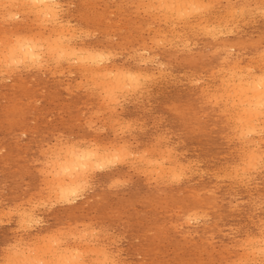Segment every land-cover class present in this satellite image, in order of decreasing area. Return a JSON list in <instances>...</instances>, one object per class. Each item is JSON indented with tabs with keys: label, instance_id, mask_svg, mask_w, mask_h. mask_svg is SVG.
<instances>
[{
	"label": "rangeland",
	"instance_id": "obj_1",
	"mask_svg": "<svg viewBox=\"0 0 264 264\" xmlns=\"http://www.w3.org/2000/svg\"><path fill=\"white\" fill-rule=\"evenodd\" d=\"M134 1H136V2H134ZM203 1L207 2V1H211V0H203ZM213 1H214V5L212 7L213 9H211V11L209 13L207 12V14L210 18H212L213 16H223L224 10H225V8H227V6H229L231 4V5L237 7L239 5V3L242 2L243 0H227V1L226 0L225 1L224 0H212V2ZM217 1H218V3H217ZM231 1L233 4L231 3ZM233 1H235V2H233ZM147 2L148 1H146V0H126V1L125 0H114V1L113 0H93V1L92 0L91 1L90 0H57V3H60V4H58V7L60 8L59 15L62 17V22L64 21L63 23L66 24V26L68 27V30H69L68 33H69V35L71 34V36H69V37L70 38L72 37L71 38L72 41L70 39V42H71V44H73L75 46L76 49H78V48H83L85 50L91 49V51H93V52L96 51L99 54H101V52H102V54H101L102 59H104V61H102L103 62L102 66H105V65H106V67L109 66L108 70H110L111 68L112 69L114 68L113 73H115V68H121L124 71H130V72L132 71V73L134 75L139 74L138 77H137V75H135L137 78L136 80H134V81L132 80V82H130L131 84L133 83L132 85L130 83H128L127 84L128 86L126 85L123 88V92H120V91H122V89L120 91L114 90V92H113V90L112 91L108 90L107 85H106L107 83H109L108 81L105 82L104 80H101L102 81L101 82L100 79L95 78V80L97 82H94V78L92 79L90 74H88V73L85 74V71L82 70V66L77 61L78 59L76 57L73 56L70 58V60H69V58L67 60H66V58H59V60H57V62L60 65L59 66L58 63L55 61L56 57H50V56L48 57L47 54H44V51H45L44 49L41 51L42 54H41V57L39 58L40 60H37V62L36 61L35 62H28L27 61L26 63L25 62L19 63L20 66H17L18 63L17 64L14 63L16 66H13L14 64H12V66L11 65L3 66L4 68L2 67V65L0 66V150H1L0 151V208L2 209V210L0 209V218H2V219H0V222H1V224H0V264H7L6 262L11 264L9 262V258L14 257L13 255L15 254L14 253L15 251H16V254L17 253L19 254V256L22 255L21 254L22 250L24 252L23 255L24 254L27 255L26 258L29 256L28 257L29 259L27 258L25 260L26 262H22L19 264H28L27 260L28 261L32 260L33 264H38V263L44 264V262H45V264H48V263L52 264L54 261L56 263H59V262L61 263V260L63 258L62 259L57 258L56 256H55L56 257L55 258L54 256L52 257V255L50 258V256H49L50 253L46 250H43L44 247H42V246L47 244L48 243L47 241L52 240V239H54L55 242L53 240V241H49V243L54 242L55 245H59V244L62 245V246L59 245L60 247L56 251L57 252L56 255H58V251H62V254H64V255L66 254L65 256H67V257L69 255L70 256L73 255L72 257H74L75 255L80 256L79 255L80 250L82 252V250H84L86 248L92 249V247H93V251L86 249V252H87V253H85L86 257H85V255L83 256V252H85V250L81 253L82 256H80V257L85 258V259L82 258L83 260L81 258L79 259V262L82 261V262H80L81 264H83V262H85L86 264H91V262H92V264H99V263L103 264L102 261L104 262V264H113V263L114 264H121V263L122 264H156V263L157 264H160V263L161 264H199V263L200 264H205V263H207V264L208 263L209 264H237L238 262H239L238 264H242V263H240L242 261L241 259H243V257L245 256V253H246L245 249L249 247L250 242L253 241L251 243H256L257 242L256 239L260 240V235L264 231V224H263L264 223V179H263L264 178V175H263L264 174V169H263L264 165L262 164V163H264V156H263V154H264V146H263L264 145V141H263L264 140V120H263L262 135L261 136L258 135L259 137L258 136L254 137L255 141H257V139L259 140V141H257L258 145H259L258 147L261 146L260 147L261 150L259 148V150L261 151L260 152V155H261L260 159L261 160L258 162V164L253 166L255 169L253 167H250V169H248V168H246V166H244V163H243L244 159H242V156H241L243 154V151L245 150L243 148V143H244V141L246 142V139L244 140V138L243 139L237 138L239 136L236 134L235 130L233 129L234 127L232 126L233 124L230 121V115L228 114L229 110L227 109V106L225 105L224 98L220 96V93L222 91V87H221L220 83H221V81L226 79V69L228 68V65L231 63L230 61H232L234 59V57L239 58L242 61V65L243 64L246 66L251 65V67H254V68L257 67L256 62L259 58V55L262 53L261 51H264V24H263L264 23V13H263L264 12V2H262L260 0H251V1L249 0L248 4L251 3L250 7L246 8L243 14H239L237 12L234 15L235 17L233 16L235 19L233 18L234 20H232V22L229 24V29H230V27H232L230 29L231 30V33H229L230 35L229 34L228 35L222 34V35H218L217 37H212L206 33L203 35L204 32L203 33L200 32V30L197 28L190 31L186 27H183L184 26V24H182L183 21L182 22L179 21L180 22L179 23V22H177V20H174L173 17H167L168 18L167 19L164 17L162 11H160V14L162 15L161 16L159 13H157L155 11H151L150 9H148L147 4H146ZM8 4L10 5V3H7V5ZM9 5L8 6H6V4H4V6L0 5V15H1L0 16V36H2V35H5V36L6 35L7 36H9V35H11V36H13V35H29V34L33 35L39 31L44 32V30L46 33L48 32L49 25H47V26L45 25L46 27L43 25L44 27L41 26V27H43V28H41L40 26H38L39 22L38 21L36 22L37 19L34 18L30 13H26V11L24 12V10H22L21 8L18 9L19 7H11L10 8ZM133 5H134V7H133ZM257 5H258V7H257ZM94 7H96V8H94ZM137 7H139V9ZM142 7H144L145 9ZM256 7L259 9L260 13H257L259 11ZM11 9H13V10L11 11ZM16 9H18V10H16ZM146 9L149 10L150 14ZM218 9L219 10L221 9V10L217 11ZM142 10H144L145 14L143 13ZM145 10L147 12H145ZM138 11H139V13H138ZM5 13L6 14L9 13V14L6 15ZM72 14H73V16H72ZM244 14H246V15H244ZM9 15H10V17H9ZM243 15L246 17H245V19L242 20L241 16H243ZM15 16H16V18H15ZM244 16H243V18H244ZM7 17L9 18V20L6 19ZM250 17H252V18H250ZM109 18H111V19H109ZM3 19H5V20H3ZM70 20H74V21H70ZM156 20H158V21H156ZM2 21L3 22L6 21V22L3 23ZM14 21H16V22H14ZM165 21L167 22V25H166ZM240 21H242V22H240ZM32 22H34V23H32ZM170 23H171V25H170ZM173 23L175 24L174 26H173ZM81 25H82V27H81ZM178 26H180V28ZM148 27L149 28L152 27V28L149 29ZM124 29H126V30H124ZM70 30H71V32L72 31L73 32L71 33ZM85 31H87V32L85 33ZM176 31H178V32H176ZM157 32H158V35H157ZM164 32H167V33H164ZM175 32L177 34H175ZM99 33H100V35H98ZM163 33L166 35H163ZM159 34L161 37L159 36ZM76 35H77V37H76ZM74 37H76V38H74ZM77 38L80 41H78ZM152 39L156 43H153V41H150ZM169 39H170V41H169ZM181 39H182V41H181ZM163 40L167 41L168 44H167V42L163 43ZM198 40H200V41H198ZM188 41H189V46H188V44H186V43H188ZM182 42H183V44H182ZM194 42H196V43H194ZM222 42L226 43V44L228 43L227 45L233 44V47L230 50V55H229V58L227 61L229 64L227 62L223 61V60L226 61V58H225L223 51L219 47ZM159 44H160V46H158ZM174 44H177V45L175 46ZM98 45H99V47H98ZM117 46H118V49H117ZM157 46H158V48H157ZM234 46H236V47H234ZM257 47H259V48H257ZM237 48H239V49H237ZM110 52H111V54H110ZM258 52H259V54H258ZM103 53L104 54L109 53L107 55L108 56L112 55V56H109V57L106 55L103 56L104 55ZM237 53H239V54H237ZM113 54H115V55H113ZM210 54H212V56ZM246 54H247V56H246ZM253 54H255V55H253ZM116 56H118V57H116ZM254 56H256V57H254ZM257 56H258V58H257ZM105 57H108V59ZM42 58L44 61L42 60ZM72 58H73V60H72ZM109 58H110V60H109ZM153 59L155 60V62ZM247 59H248V61H247ZM187 60H188V62H187ZM210 60H212V61H210ZM134 61L138 62V63H135ZM41 62H42V65H40ZM45 62L47 65L44 64ZM54 62L57 64H55ZM69 62H72V63H69ZM75 62L78 65H76ZM147 62H149V63H147ZM34 63H35V65H34ZM50 63H52V64H50ZM21 64H22V66H21ZM26 64H28V65H26ZM142 64H143V66H142ZM116 65H118L120 67H118ZM42 66L44 67V69L46 71L43 69ZM225 67H226V69H225ZM126 68H127V70H125ZM219 68H220V70H219ZM1 69H2V71H1ZM7 69L10 71H8ZM14 69H16V70L14 71ZM40 69H41V71H40ZM59 69L63 73H61ZM215 69L218 71L216 72ZM57 71H58V73H57ZM78 71L79 72L82 71L83 73L79 74ZM4 72L5 73L7 72L10 75H8L7 73L5 74ZM134 72H136V73H134ZM200 72H201V74H200ZM223 72H224V74H223ZM211 73H212V76H211ZM219 73H221V75ZM69 74H73V75H69ZM194 74H196V75H194ZM140 75H142V76L139 79ZM174 75H175V77H174ZM69 76H70V78H69ZM147 76L149 77V79H146ZM157 76H159V77L157 78ZM213 76H215V77H213ZM134 77H133V79H134ZM192 78H193V81H192ZM209 78H211V79H209ZM89 79H90V81H89ZM137 80L140 81V85L138 84ZM157 81H159V82L157 83ZM163 81H165V82H163ZM198 81L200 83H198ZM201 81L203 83H201ZM134 82L137 83L139 88L137 87L136 83H134ZM141 83L142 84L144 83L146 85H142ZM154 83L156 84V86L154 85ZM217 83H218V85H217ZM103 84H104L105 88L103 87ZM79 86L81 88H79ZM91 86H92L91 91L93 93L90 91ZM129 86L131 88H129ZM218 86H219V88H218ZM134 87H137V89L135 88L136 89L135 90ZM140 87L141 88L143 87V89H141ZM65 89H66V91H65ZM67 89H68V91H67ZM69 89H70V91H69ZM103 89H105V90H103ZM96 90H98V91H96ZM128 90H129V93H128ZM201 90H203V91H201ZM94 91L96 93H94ZM104 91H106V92H104ZM115 93H116V95H115ZM121 93H122V95H121ZM132 93H134V94H132ZM105 94H107V95L104 96ZM108 95L109 96L112 95V96H114V98L112 96H111L112 98L111 97L109 98ZM136 97H137V99H136ZM104 98H105V100L103 101ZM125 98L127 99L128 102L126 101ZM141 99H142V101H140ZM110 100L111 101L114 100L115 101L114 104L112 103L113 101L110 102ZM118 100H120V102L119 103L117 102L118 104H115L116 101H118ZM144 101H145V103H144ZM109 102H110V105H109ZM133 104H135V105H133ZM120 105L123 109H121ZM108 106H109V108H108ZM144 108H145V110H144ZM97 109H99V110H97ZM133 109H134V111H133ZM122 110L125 112H123ZM84 111H86L87 113ZM95 111H96V113H95ZM94 114H96V116ZM93 115H94V117H93ZM102 116H103V118H102ZM110 116H111V118H110ZM121 116H123V118H121ZM198 116H200V117H198ZM95 117H97V118H95ZM92 118H93V120H92ZM225 118H226V120H225ZM118 120H120V121H118ZM131 120H133L132 123H131ZM139 120H140V122H139ZM160 120H162V121H160ZM84 121H85V123H84ZM147 121H148V123H147ZM120 122H122V124ZM90 125H92L93 127ZM127 125H130V127L132 126V128H130ZM104 126H106L107 128ZM122 128H124V129H122ZM126 128H128L129 131H131V132H129ZM146 128L148 129V131ZM104 129H105V131H104ZM121 129H122V132H121ZM154 129H155V131H154ZM93 130H95V131H93ZM106 131H107V134H106ZM142 131H145V132H142ZM94 132H99V133H94ZM133 132H135V133L132 134ZM158 135H159V137H158ZM154 136H156V137L154 138ZM163 138H164V140H163ZM166 138H168V139H166ZM159 139H161V140H159ZM227 139H229V140H227ZM232 139H233V141H232ZM71 140L73 141V143ZM86 140H88V141H86ZM239 140H240V142H239ZM142 141H144V143ZM64 142H66V143H64ZM83 142H85V145ZM110 142H111V144H110ZM160 143H161V145H159ZM72 144L74 146L76 145L75 147L89 148V149L100 148L101 146H102L101 148H104L107 146H115V147L118 146V147H120V145H121L122 148H123V146L125 147V148H123V151L126 150L122 154V155H124L123 157L127 156V154H125L127 152H128V156H127V158L126 157L123 158L122 156H119L121 159L116 158L115 160H117L118 163H116L115 160L114 161L112 160V163L113 164L115 163L116 165L114 164V166H113L112 163H111L112 165L108 163L107 165L109 166V169H108V166L105 165L102 168L103 171L100 169L101 172H99L100 170L96 171V169H94L95 171L93 169L87 170V172H86L87 179L89 178L91 180L86 179V181H84V183L81 184L80 188L77 190L80 192L79 193L76 192L75 196H73V200L74 199L76 200L78 198L76 201L74 200L72 202L70 201L67 203V201H64L63 199H62L63 200V202H62L60 197L56 196V194L58 195V192L52 184L53 181H51L55 178V176H52V175H54V174H52V173H54V171H52L51 169L55 168V167H53L52 162L54 164V161L57 158L56 156H58L59 153L63 149H65L68 145L72 146ZM127 144H128V146H126ZM137 145H139V146H137ZM49 146L51 148H47ZM167 147H168V150L165 149ZM129 148H130V151H128ZM174 148H177V149H174ZM169 149H171L175 153H173ZM166 150L168 151V153ZM46 152H48L47 155H46ZM54 152H56L55 153L56 155H54ZM150 152H151V154H150ZM136 154L139 155V158L140 157H142V158L139 159L138 155H136ZM144 154H145V156H144ZM153 154H154V156H153ZM159 154H160V156L162 154H164L162 156H165V154H166V156L162 158V156L160 157ZM45 155H46V157H45ZM135 157H136V160H135ZM179 157H181V158L179 159ZM237 157H239V158H237ZM155 158H156V160H154ZM164 158H166V159H164ZM118 159H120V160L124 159V161L120 162V160H118ZM132 159H133V161H132ZM143 159L145 162L142 161ZM137 160L139 161L138 163H137ZM140 160H141V162H140ZM162 160H163V162H162ZM156 161L159 164L161 163V165H159L158 163L157 164L153 163ZM164 161H166V162H164ZM46 162H49V163H46ZM119 162L121 163V165L119 164ZM126 162H127V164H126ZM148 162L152 163L153 166L151 164H149ZM190 162H191V164H190ZM233 162L234 163L236 162V163L234 164ZM38 163H40V164H38ZM193 163H194V165H193ZM259 163H261V164H259ZM181 164L183 166H180L181 168H179V165H181ZM156 165L159 167L160 166H162V167L164 166V167H163V169H162V167L160 169ZM229 165H231V166H229ZM259 165L261 167H258ZM49 166H51V167H49ZM167 166H170V167L174 166L176 168L174 169V167H171V169H170ZM186 166H188V168H186ZM256 166L259 169L257 168V170H256ZM184 167H185V169H184ZM234 167H236V168H234ZM239 167H243L242 168L243 171L241 168L239 170ZM40 168H41V170H40ZM43 168H44V170H43ZM178 168H179V170H178ZM199 168H200V170H199ZM145 169L147 170V172ZM156 169L159 171L157 172ZM252 169H253V171H250ZM48 170H50V171H48ZM91 170H92V173H91ZM162 170H165V172ZM166 170H170V171L168 172ZM172 170H174L175 175H173ZM220 170L222 172H220ZM236 170L238 173L236 172ZM88 171H90V172H88ZM226 171L229 173H227ZM47 172H51L52 175L50 176V173H47ZM145 172L147 173L146 174L147 177L144 175ZM148 172H149V174H148ZM159 172L162 175V176L159 175L160 177L158 176ZM151 173L153 174V176H151ZM178 173H179L180 181L177 177L178 175H176ZM214 173H216V174H214ZM138 174H140V175H138ZM242 175H243V177H242ZM245 175H246V178H244ZM90 176H91V178H90ZM167 176L169 179L166 178ZM173 176H175V177L173 178ZM161 177H163L164 179ZM176 177H177V180H176ZM221 177L224 178L225 180L222 179ZM229 177H232V180ZM148 178H150V179H148ZM165 178L167 179L166 181H165ZM124 179H126V180H124ZM192 179L194 182L192 181ZM234 179H236V180H234ZM240 179H242L244 181H242ZM127 181H128V183H127ZM161 181L163 182L164 185L162 184ZM171 181L173 182V184ZM246 181H248L249 183ZM257 181H259V182L256 183ZM85 182L87 185L82 186L83 184L85 185ZM119 182L120 183L122 182V183L119 184ZM174 182H176V183H174ZM89 183L91 184V186ZM166 184H167V186H166ZM197 184H198V186H197ZM230 184H232V185H230ZM48 186H50V187H48ZM165 187L167 189H165ZM188 187H190V189ZM219 187H220V191H219ZM40 188H42L43 191ZM88 188H89V190H88ZM208 188H210L211 190ZM226 188H227V190H225ZM110 189H112V190H110ZM228 189H229V192H228ZM3 190H4V192H3ZM167 190H169V191H167ZM194 190H196V192ZM247 191H248V193H247ZM186 192L188 195L186 194ZM223 192H224V194H223ZM43 193H44V195H43ZM172 195H173V197H172ZM225 195H227V197ZM31 196H32V198H31ZM82 196H83V198H82ZM74 197H76V198H74ZM48 199H50V200H48ZM55 199H57V200L60 199V200L57 201ZM162 200H163V202H162ZM222 200H223V202H222ZM41 201H43L44 203H42ZM56 201H57V203H56ZM256 201H257V203H256ZM20 202H21V204H18ZM45 203H47V204H45ZM52 203H54V205ZM69 203H70V205H69ZM71 203H72V205H71ZM34 205H37V207H35ZM40 206L43 208H41ZM240 206H242V207H240ZM25 207H27V209ZM202 207L204 209H202ZM13 209H14L15 214L13 213ZM240 210H241V212H240ZM22 211H23V213H21ZM28 211H30V213ZM44 211H45V213H44ZM49 211H51V212H49ZM220 211H221V213H220ZM19 212H20V214H19ZM25 212H26V216L24 217ZM36 213H38V214H36ZM190 213L192 216L190 215ZM242 213H243V215H242ZM117 214H119V215H117ZM194 214H195V216H194ZM201 214L203 216H201ZM27 215H30V216H27ZM40 216H41V218H40ZM10 217L12 218L13 223H12ZM188 217H189V219H188ZM191 217H192V219H190ZM227 217H229V218H227ZM22 219H24L25 221L23 222ZM186 219H187V221L185 222ZM249 219H250V221H249ZM38 220H39V222H37ZM198 220H199V222H198ZM254 220H256V221H254ZM33 221H35V222L33 223ZM235 221L236 222L238 221V222L236 223ZM176 222H177V224H176ZM187 222L191 226H189V224ZM86 223H88V225ZM31 224L34 226H32ZM76 224H78V226ZM97 224H98V226H96ZM223 225H224V228H223ZM70 226H72V227H70ZM74 226L76 228H74ZM89 226H90V229H89ZM161 226H163V227H161ZM164 226L167 228H165ZM229 226H231V227H229ZM27 227H30V228H27ZM106 227H107V229H106ZM157 227H158V229H157ZM22 228H23V230H22ZM204 228H205V230H204ZM58 229L59 230L61 229L60 231H62L63 233L61 234V232ZM64 229L65 230L67 229V230L65 231ZM100 229H101V231H100ZM16 230H17V232H16ZM75 230H76V232H74ZM90 230H92V231H90ZM94 230H96V231H94ZM97 230H99V231H97ZM194 230H195V232H194ZM80 231H82V232H80ZM102 231L104 232V234L101 235ZM185 231H188V232H185ZM225 231H226V233H225ZM58 232H60V233L58 234ZM92 232H95L96 234L95 233L93 234ZM106 232H107V234L105 235ZM17 233H18V235H17ZM73 233H75L76 235ZM88 233L90 236L88 235ZM98 233H99V235H98ZM46 234H47V236H46ZM54 234L55 235L57 234L56 235L57 238ZM83 234L84 235L86 234V236H85L86 238L84 237V239H83V237H80L81 235L84 236ZM164 234H166V235H164ZM186 234H187V236H186ZM72 235H73V237H72ZM78 235H80V236H78ZM253 235L254 236L256 235V236L254 237ZM52 236L53 237L55 236V237L52 238ZM93 236H94V238H93ZM46 237L49 240L44 239ZM66 237H68V238H66ZM97 237H98V239H97ZM80 238H81V240H80ZM114 238H116V239H114ZM14 239L16 242L14 241ZM39 240H40V242H39ZM244 240H245V242H244ZM43 241L45 242L44 245H43V243H44ZM60 241H62V243H59ZM90 241L92 242L93 245L91 244ZM31 242L34 244H30ZM95 242L97 245L94 244ZM246 242H248V243H246ZM114 243H116V244H114ZM163 243H165V244L163 245ZM240 243L242 246L240 245ZM108 244H111V245H108ZM236 245L238 246V248ZM14 246H15V248H14ZM29 246H30V248H29ZM96 246H97L98 251L96 250ZM12 247H13V249H12ZM17 247H19V250L17 249ZM26 247H28V248H26ZM36 247L39 248L38 252L36 251L37 250ZM65 247H66V249H64ZM83 247H84V249H83ZM100 247L104 248L107 252L106 251L103 252L104 249H101ZM241 247L242 248L245 247V248L242 249ZM32 248H34V250H32ZM40 248H41V250H40ZM207 248H208V250H207ZM122 249L125 250V252ZM27 250H29V253H27L28 252ZM65 250H67V251H65ZM68 250H69V252H68ZM222 250L224 253L222 252ZM20 251H21V253H20ZM32 251H35V252L32 253ZM43 251H45L46 253H44ZM70 251H71V254H70ZM73 251L76 253H74ZM77 251L79 253H77ZM92 252H94V254ZM47 253H48V256H47ZM90 253H92L93 256ZM101 253H102V255H101ZM30 254H32V256ZM36 254H38V256ZM41 254H43V255H41ZM45 254H46V257L44 256ZM108 254H110V255H108ZM228 254H230V256L232 258L229 257ZM39 255L42 257H39ZM64 255H61L60 257H65ZM221 255H223V258ZM77 256H75V257L79 258ZM97 256L99 259H97ZM36 257H38V258H36ZM217 257L218 258L220 257V258L218 259ZM30 258H31V260H30ZM32 258L39 259V260L35 261ZM41 258H44L45 260L41 259ZM102 258L106 259V260L104 261V260H102ZM111 258H113V259H111ZM249 258H251V257H249ZM57 259H59V261ZM244 259H245V257H244ZM49 260H51V261H49ZM124 260H126V261H124ZM95 261H96V263H95ZM210 261H212V262H210ZM30 263L32 264V262H30ZM246 264H249V263H246ZM250 264H252V263H250Z\"/></svg>",
	"mask_w": 264,
	"mask_h": 264
},
{
	"label": "bare ground",
	"instance_id": "obj_2",
	"mask_svg": "<svg viewBox=\"0 0 264 264\" xmlns=\"http://www.w3.org/2000/svg\"><path fill=\"white\" fill-rule=\"evenodd\" d=\"M91 1V0H90ZM93 1V0H92ZM114 1V0H113ZM126 1V0H125ZM146 1H148L146 4H147V7H148V9H150L151 11H155V12H157V13H159L160 14V11H162V13H163V15H164V17L165 18H167V17H173L174 18V20H177V22H179V21H183V23L182 24H184V26L183 27H186L187 29H189L190 31L191 30H193V29H195V28H197V29H199L200 30V32H204L203 33V35L206 33V34H208V35H210V36H212V37H217L218 35H222V34H226V35H228L229 33H231V28L232 27H230V29H229V24L232 22V20H234L235 18V14L238 12L239 14H243L244 13V11H245V9L246 8H248V7H250V4H248L249 3V0H243L242 2H240L239 3V5L236 7V6H233V5H229V6H227V8H225V10H224V15L223 16H213L212 18H210L209 16H208V14H207V12L209 13L210 11H211V9H213L212 7H213V5H214V1L212 2V0L211 1H207V2H205V1H203V0H146ZM225 1V0H224ZM227 1V0H226ZM251 1V0H250ZM260 1H262V2H264V0H260ZM65 2V1H64ZM101 2V1H100ZM122 2V1H121ZM134 2H136V1H134ZM233 2H235V1H233ZM259 2V1H258ZM7 3H10V5H9V7L11 8V7H19L18 9H22V10H24V12L26 11V13H30L34 18H36L37 20H36V22L38 21L39 23V25L38 26H47V25H49V27H48V32L46 33L45 32V30H44V32H41V31H39V32H36V34H33V35H31V34H29V35H13V36H11V35H9V36H5V35H2V36H0V66L2 65V67L3 66H9V65H11L12 66V64H14V63H18L17 64V66H20L19 65V63H23V62H37V60H40L39 58L41 57V54H42V50L44 49L45 51H44V54H47L48 55V57L50 56V57H56L55 58V61L57 62V60H59V58H66V60L69 58V60H70V58L71 57H76L78 60V62L80 63V65L82 66V70H84L85 71V74H90L91 75V77H92V79L94 78V82H97L96 80H95V78L97 79H100V81L101 80H104L105 82L106 81H108L109 83H107L106 85H107V89L108 90H110V91H112L113 90V92H114V90H121L122 89V91H120V92H123V88L128 84V83H130V82H132V80L134 81V80H136L137 78H136V76L135 75H137V74H133L132 73V71L130 72V71H124L123 69H121V68H115V73H113V70H114V68L112 69H110V70H108V67H106V65L105 66H102V61H104V59H102V52H101V54H99V53H97L96 51L95 52H93V51H91V49L90 50H85V49H83V48H78V49H76L75 48V46L73 45V44H71V42H70V39L72 38H70L69 36H71V34L69 35V30H68V27L66 26V24H64L63 22H62V17L59 15V10H60V8L58 7V4H60V3H57V0H0V5L1 6H4V4H6V6H8L7 5ZM105 3V2H104ZM108 3V2H107ZM120 3V2H119ZM123 3V2H122ZM128 3V2H127ZM217 3H218V1H217ZM227 3V2H226ZM231 3H232V1H231ZM237 3V2H236ZM257 3V2H256ZM67 4V3H66ZM138 4V3H137ZM141 4V3H140ZM139 4V5H140ZM233 4V3H232ZM74 5V4H73ZM116 5V4H115ZM119 5V4H118ZM129 6V5H128ZM144 6V5H143ZM262 6V5H261ZM92 7V6H91ZM133 7H134V5H133ZM132 7V8H133ZM145 7V6H144ZM144 7H142V8H144ZM220 7V6H219ZM257 7H258V5H257ZM256 7V8H257ZM2 8V7H1ZM59 8V9H58ZM94 8H96V7H94ZM138 9H139V7H137ZM255 8V7H254ZM14 9V8H13ZM13 9H11V11L13 10ZM18 9H16V10H18ZM71 9V8H70ZM126 9V8H125ZM145 9V8H144ZM148 9H146L148 12H149V10ZM251 9V8H250ZM258 9V8H257ZM261 9V8H260ZM263 9V8H262ZM10 10V9H9ZM73 10V9H72ZM120 10V9H119ZM145 10V12H147ZM221 10V9H220ZM219 9L217 10V11H220ZM4 11V10H3ZM7 11V10H6ZM137 11V10H136ZM143 11V13H144V10H142ZM258 11H259V9H258ZM17 12V11H16ZM64 12V11H63ZM134 12V11H133ZM213 12V11H212ZM263 12V11H262ZM12 13V12H11ZM19 13V12H18ZM23 13V12H22ZM67 13V12H66ZM125 13V12H124ZM127 13V12H126ZM138 13H139V11H138ZM152 13V12H151ZM253 13V12H252ZM257 13H260V11L259 12H257ZM264 13V12H263ZM6 14V13H5ZM9 14V13H8ZM8 14H6V15H8ZM61 14V13H60ZM68 14V13H67ZM78 14V13H77ZM132 14V13H131ZM145 14V13H144ZM147 14V13H146ZM149 14H150V12H149ZM158 14V15H159ZM212 14V13H211ZM221 14V13H220ZM249 14V13H248ZM251 14V13H250ZM14 15V14H13ZM12 15V16H13ZM21 15V14H20ZM69 15V14H68ZM104 15V14H103ZM115 15V14H114ZM161 15V14H160ZM219 15V14H218ZM244 15H246V14H244ZM243 15V16H244ZM256 15V14H255ZM263 15V14H262ZM1 16V15H0ZM27 16V15H26ZM72 16H73V14H72ZM121 16V15H120ZM155 16V15H154ZM162 16V15H161ZM234 16V17H233ZM239 16V15H238ZM243 16H241L242 17V20L243 19H245V17L246 16H244V18H243ZM250 16V15H249ZM260 16V15H259ZM6 17V16H5ZM9 17H10V15H9ZM20 17V16H19ZM28 17V16H27ZM78 17V16H77ZM258 17V16H257ZM4 18V17H3ZM15 18H16V16H15ZM72 18V17H71ZM108 18V17H107ZM115 18V17H114ZM147 18V17H146ZM234 18V19H233ZM250 18H252V17H250ZM6 19H8L9 20V18L7 17ZM21 19V18H20ZM19 19V20H20ZM70 19V18H69ZM95 19V18H94ZM109 19H111V18H109ZM123 19V18H122ZM158 19V18H157ZM168 19V18H167ZM237 19V18H236ZM3 20H5V19H3ZM12 20V19H11ZM18 20V19H17ZM121 20V19H120ZM153 20V19H152ZM241 20V19H240ZM253 20V19H252ZM23 21V20H22ZM34 21V20H33ZM67 21V20H66ZM70 21H74V20H70ZM94 21V20H93ZM156 21H158V20H156ZM155 21V22H156ZM167 21V20H166ZM165 21V22H166ZM169 21V20H168ZM239 21V20H238ZM3 22V21H2ZM6 22V21H5ZM5 22H3V23H5ZM14 22H16V21H14ZM116 22V21H115ZM139 22V21H138ZM170 22V21H169ZM240 22H242V21H240ZM32 23H34V22H32ZM66 23V22H65ZM84 23V22H83ZM87 23V22H86ZM123 23V22H122ZM175 23V22H174ZM173 23V26L175 25ZM180 23V22H179ZM234 23V22H233ZM232 23V24H233ZM236 23V22H235ZM245 23V22H244ZM69 24V23H68ZM160 24V23H159ZM264 24V23H263ZM36 25V26H37ZM71 25V24H70ZM73 25V24H72ZM77 25V24H76ZM166 25H167V22H166ZM170 25H171V23H170ZM187 25V26H186ZM236 25V24H235ZM250 25V24H249ZM43 26V27H44ZM45 26V27H46ZM114 26V25H113ZM126 26V25H125ZM134 26V25H133ZM159 26V25H158ZM257 26V25H256ZM43 27H41V28H43ZM80 27V26H79ZM81 27H82V25H81ZM108 27V26H107ZM141 27V26H140ZM153 27V26H152ZM152 27H150V28H152ZM164 27V26H163ZM171 27V26H170ZM179 28H180V26H178ZM37 28V27H36ZM76 28V27H75ZM102 28V27H101ZM100 28V29H101ZM132 28V27H131ZM138 28V27H137ZM149 28V27H148ZM149 28V29H150ZM156 28V27H155ZM158 28V27H157ZM172 28V27H171ZM73 29V28H72ZM77 29V28H76ZM99 29V30H100ZM105 29V28H104ZM110 29V28H109ZM166 29V28H165ZM174 29V28H173ZM235 29V28H234ZM243 29V28H242ZM258 29V28H257ZM41 30V29H40ZM95 30V29H94ZM98 30V29H97ZM111 30V29H110ZM124 30H126V29H124ZM139 30V29H138ZM143 30V29H142ZM180 30V29H179ZM19 31V30H18ZM76 31V30H75ZM74 31V32H75ZM104 31V30H103ZM109 31V30H108ZM120 31V30H119ZM150 31V30H149ZM175 31V30H174ZM189 31V32H190ZM261 31V30H260ZM70 32H71V30H70ZM73 32V31H72ZM71 32V33H72ZM77 32V31H76ZM87 31H85V33H86ZM132 32V31H131ZM162 32V31H161ZM176 32H178V31H176ZM175 32V34H177ZM193 32V31H192ZM199 32V33H200ZM240 32V31H239ZM249 32V31H248ZM82 33V32H81ZM97 33V32H96ZM117 33V32H116ZM123 33V32H122ZM164 33H167V32H164ZM163 33V35H166V34H164ZM244 33V32H243ZM88 34V33H87ZM102 34V33H101ZM161 34V33H160ZM160 34H159V36H160ZM174 34V35H175ZM180 34V33H179ZM242 34V33H241ZM31 35V36H30ZM83 35V34H82ZM96 35V34H95ZM98 35H100V33L98 34ZM97 35V36H98ZM112 35V34H111ZM157 35H158V32H157ZM170 35V34H169ZM185 35V34H184ZM207 35V36H208ZM230 35V34H229ZM75 36V35H74ZM104 36V35H103ZM116 36V35H115ZM186 36V35H185ZM206 36V37H207ZM236 36V35H235ZM76 37H77V35H76ZM76 37H74V38H76ZM117 37V36H116ZM119 37V36H118ZM152 37V36H151ZM161 37V36H160ZM184 37V36H183ZM228 37V36H227ZM232 37V36H231ZM249 37V36H248ZM73 38V39H74ZM83 38V37H82ZM81 38V39H82ZM92 38V37H91ZM125 38V37H124ZM153 38V37H152ZM163 38V37H162ZM168 38V37H167ZM182 38V37H181ZM191 38V37H190ZM205 38V37H204ZM222 38V37H221ZM243 38V37H242ZM78 39V38H77ZM88 39V38H87ZM106 39V38H105ZM160 39V38H159ZM158 39V40H159ZM166 39V38H165ZM257 39V38H256ZM261 39V38H260ZM99 40V39H98ZM110 40V39H109ZM123 40V39H122ZM161 40V39H160ZM217 40V39H216ZM259 40V39H258ZM71 41H72V39H71ZM78 41H80L79 39H78ZM86 41V40H85ZM91 41V40H90ZM120 41V40H119ZM150 41H153V39L152 40H150ZM169 41H170V39H169ZM173 41V40H172ZM177 41V40H176ZM179 41V40H178ZM181 41H182V39H181ZM186 41V40H185ZM184 41V42H185ZM194 41V40H193ZM198 41H200V40H198ZM241 41V40H240ZM107 42V41H106ZM117 42V41H116ZM129 42V41H128ZM146 42V41H145ZM164 42H167V41H164L163 40V43ZM187 42V41H186ZM202 42V41H201ZM218 42V41H217ZM232 42V41H231ZM236 42V41H235ZM258 42V41H257ZM76 43V42H75ZM112 43V42H111ZM119 43V42H118ZM153 43H156V42H154L153 41ZM158 43V42H157ZM194 43H196V42H194ZM199 43V42H198ZM214 43V42H213ZM216 43V42H215ZM252 43V42H251ZM83 44V43H82ZM101 44V43H100ZM104 44V43H103ZM115 44V43H114ZM121 44V43H120ZM161 44V43H160ZM160 44L158 45V46H160ZM167 44H168V42H167ZM171 44V43H170ZM182 44H183V42H182ZM186 44H188V46H189V41H188V43H186ZM208 44V43H207ZM228 44V43H227ZM226 43H221L220 44V48H221V50L223 51V53H224V55H225V58H226V61L225 60H223L224 62H227L228 61V58H229V55H230V50L232 49V47H233V44H229V45H227ZM258 44V43H257ZM154 45V44H153ZM165 45V44H164ZM175 46L177 45V44H174ZM185 45V44H184ZM195 45V44H194ZM237 45V44H236ZM243 45V44H242ZM262 45V44H261ZM84 46V45H83ZM95 46V45H94ZM155 46V45H154ZM158 46H157V48H158ZM162 46V45H161ZM193 46V45H192ZM199 46V45H198ZM89 47V46H88ZM97 47V46H96ZM98 47H99V45H98ZM97 47V48H98ZM122 47V46H121ZM141 47V46H140ZM167 47V46H166ZM171 47V46H170ZM184 47V46H183ZM234 47H236V46H234ZM86 48V47H85ZM108 48V47H107ZM139 48V47H138ZM169 48V47H168ZM188 48V47H187ZM206 48V47H205ZM253 48V47H252ZM257 48H259V47H257ZM117 49H118V46H117ZM144 49V48H143ZM163 49V48H162ZM197 49V48H196ZM237 49H239V48H237ZM109 50V49H108ZM147 50V49H146ZM161 50V49H160ZM166 50V49H165ZM164 50V51H165ZM178 50V49H177ZM189 50V49H188ZM242 50V49H241ZM101 51V50H100ZM107 51V50H106ZM110 51V50H109ZM175 51V50H174ZM194 51V50H193ZM240 51V50H239ZM120 52V51H119ZM136 52V51H135ZM145 52V51H144ZM148 52V51H147ZM155 52V51H154ZM167 52V51H166ZM177 52V51H176ZM181 52V51H180ZM183 52V51H182ZM191 52V51H190ZM238 52V51H237ZM262 53L259 55V58H258V56H257V58H258V60H257V67L256 68H254V67H251V65H248V66H246V65H242V61L239 59V58H235L233 55V57H234V59L232 60V61H230L231 63L229 64L228 62V68L226 69V67H225V69H226V79L225 80H223V81H221V83H220V85H221V87H222V91H221V93H220V96L221 97H223L224 98V101H225V105L227 106V109L229 110V115H230V121L232 122V126L234 127L233 129L235 130V132H236V134L239 136V137H237L238 139L240 138H244V140L246 139V142L244 141V143H243V148L245 149L244 151H243V154L241 155L242 156V159H244L243 160V163H244V166H246V168H248V169H250V167H253L254 165H256V164H258V162L261 160L260 158H261V155H260V150H261V146L260 147H258L259 145H258V142L257 141H259L258 139H257V141H255L254 140V137H256V136H258V135H262V131H263V120H264V51H261ZM117 53V52H116ZM175 53V52H174ZM43 54V55H44ZM104 54V53H103ZM107 54H109V53H107ZM107 54H104L103 56H108ZM110 54H111V52H110ZM119 54V53H118ZM122 54V53H121ZM124 54V53H123ZM131 54V53H130ZM150 54V53H149ZM183 54V53H182ZM213 54V53H212ZM212 54H210L211 56H212ZM215 54V53H214ZM237 54H239V53H237ZM248 54V53H247ZM247 54H246V56H247ZM258 54H259V52H258ZM113 55H115V54H113ZM137 55V54H136ZM143 55V54H142ZM145 55V54H144ZM158 55V54H157ZM190 55V54H189ZM198 55V54H197ZM205 55V54H204ZM207 55V54H206ZM219 55V54H218ZM223 55V54H222ZM251 55V54H250ZM253 55H255V54H253ZM46 56V55H45ZM44 56V57H45ZM109 56H112V55H109ZM108 56V57H109ZM241 56V55H240ZM108 57H105V58H107L108 59ZM115 57V56H114ZM116 57H118V56H116ZM130 57V56H129ZM141 57V56H140ZM149 57V56H148ZM158 57V56H157ZM215 57V56H214ZM239 57V56H238ZM254 57H256V56H254ZM154 58V57H153ZM162 58V57H161ZM190 58V57H189ZM211 58V57H210ZM246 58V57H245ZM244 58V59H245ZM53 59V58H52ZM112 59V58H111ZM117 59V58H116ZM121 59V58H120ZM143 59V58H142ZM150 59V58H149ZM155 59V58H154ZM153 59V60H154ZM172 59V58H171ZM201 59V58H200ZM249 59V58H248ZM248 59H247V61H248ZM42 60H43V58H42ZM46 60V59H45ZM54 60V59H53ZM63 60V59H62ZM72 60H73V58H72ZM106 60V59H105ZM109 60H110V58H109ZM118 60V59H117ZM126 60V59H125ZM146 60V59H145ZM144 60V61H145ZM167 60V59H166ZM44 61V60H43ZM51 61V60H50ZM112 61V60H111ZM119 61V60H118ZM124 61V60H123ZM142 61V60H141ZM157 61V60H156ZM161 61V60H160ZM210 61H212V60H210ZM246 61V60H245ZM49 62V61H48ZM47 62V63H48ZM62 62V61H61ZM64 62V61H63ZM74 62V61H73ZM108 62V61H107ZM135 62V61H134ZM154 62H155V60H154ZM159 62V61H158ZM187 62H188V60H187ZM202 62V61H201ZM200 62V63H201ZM55 63V62H54ZM58 63V62H57ZM57 63H55V64H57ZM69 63H72V62H69ZM123 63V62H122ZM135 63H138V62H135ZM134 63V64H135ZM144 63V62H143ZM146 63V62H145ZM147 63H149V62H147ZM151 63V62H150ZM199 63V64H200ZM226 63V64H227ZM44 64H46V62L44 63ZM50 64H52V63H50ZM61 64V63H60ZM68 64V63H67ZM75 64H76V62H75ZM105 64V63H104ZM107 64V63H106ZM115 64V63H114ZM160 64V63H159ZM167 64V63H166ZM173 64V63H172ZM223 64V63H222ZM246 64V63H245ZM248 64V63H247ZM24 65V64H23ZM26 65H28V64H26ZM34 65H35V63H34ZM40 65H42V62L40 63ZM47 65V64H46ZM58 65H59V63H58ZM57 65V66H58ZM65 65V64H64ZM76 65H78V64H76ZM111 65V64H110ZM121 65V64H120ZM130 65V64H129ZM132 65V64H131ZM146 65V64H145ZM161 65V64H160ZM255 65V64H254ZM10 66V67H11ZM13 66H16L15 64L13 65ZM21 66H22V64H21ZM60 66V65H59ZM116 66H118V65H116ZM142 66H143V64H142ZM157 66V65H156ZM163 66V65H162ZM165 66V65H164ZM226 66V65H225ZM26 67V66H25ZM32 67V66H31ZM43 67V66H42ZM41 67V68H42ZM48 67V66H47ZM56 67V66H55ZM65 67V66H64ZM68 67V66H67ZM72 67V66H71ZM118 67H120V66H118ZM217 67V66H216ZM4 68V67H3ZM9 68V67H8ZM13 68V67H12ZM11 68V69H12ZM27 68V67H26ZM35 68V67H34ZM40 68V67H39ZM51 68V67H50ZM74 68V67H73ZM163 68V67H162ZM203 68V67H202ZM10 69V68H9ZM23 69V68H22ZM38 69V68H37ZM43 69H44V67H43ZM42 69V70H43ZM72 69V68H71ZM80 69V68H79ZM147 69V68H146ZM154 69V68H153ZM166 69V68H165ZM206 69V68H205ZM224 69V70H225ZM6 70V69H5ZM8 70V69H7ZM16 69H14V71H15ZM36 70V69H35ZM45 70V69H44ZM60 70V69H59ZM74 70V69H73ZM125 70H127V68L125 69ZM162 70V69H161ZM216 70V69H215ZM219 70H220V68H219ZM1 71H2V69H1ZM8 71H10V70H8ZM13 71V70H12ZM11 71V72H12ZM18 71V70H17ZM34 71V70H33ZM40 71H41V69H40ZM46 71V70H45ZM48 71V70H47ZM76 71V70H75ZM153 71V70H152ZM198 71V70H197ZM214 71V70H213ZM218 70H216V72H217ZM39 72V71H38ZM54 72V71H53ZM60 72H61V70H60ZM79 72V71H78ZM144 72V71H143ZM146 72V71H145ZM160 72V71H159ZM202 72V71H201ZM201 72H200V74H201ZM215 72V71H214ZM213 72V73H214ZM5 73V72H4ZM3 73V74H4ZM7 73V72H6ZM5 73V74H6ZM41 73V72H40ZM44 73V72H43ZM57 73H58V71H57ZM61 73H63V72H61ZM71 73V72H70ZM80 73H83L82 71L81 72H79V74ZM134 73H136V72H134ZM141 73V72H140ZM8 74V73H7ZM78 74V73H77ZM135 76H133V75ZM148 74V73H147ZM186 74V73H185ZM197 74V73H196ZM196 74H194V75H196ZM220 75H221V73H219ZM223 74H224V72H223ZM8 75H10V74H8ZM45 75V74H44ZM48 75V74H47ZM52 75V74H51ZM64 75V74H63ZM69 75H73V74H69ZM84 75V74H83ZM139 75V74H138ZM138 75H137V77H138ZM167 75V74H166ZM171 75V74H170ZM181 75V74H180ZM62 76V75H61ZM141 76L142 75H140V77H139V79L141 78ZM169 76V75H168ZM190 76V75H189ZM211 76H212V73H211ZM210 76V77H211ZM50 77V76H49ZM77 77V76H76ZM89 77V76H88ZM133 77H134V79H133ZM144 77V76H143ZM155 77V76H154ZM159 76H157V78H158ZM174 77H175V75H174ZM193 77V76H192ZM202 77V76H201ZM213 77H215V76H213ZM11 78V77H10ZM69 78H70V76H69ZM78 78V77H77ZM191 78V77H190ZM207 78V77H206ZM221 78V77H220ZM225 78V77H224ZM91 79V78H90ZM90 79H89V81H90ZM144 79V78H143ZM146 79H149V77L147 76V78ZM155 79V78H154ZM173 79V78H172ZM195 79V78H194ZM202 79V78H201ZM209 79H211V78H209ZM223 79V78H222ZM34 80V79H33ZM60 80V79H59ZM87 80V79H86ZM145 80V79H144ZM186 80V79H185ZM199 80V79H198ZM214 80V79H213ZM147 81V80H146ZM156 81V80H155ZM171 81V80H170ZM183 81V80H182ZM192 81H193V78H192ZM203 81V80H202ZM201 81V83H203ZM205 81V80H204ZM209 81V80H208ZM5 82V81H4ZM24 82V81H23ZM93 82V81H92ZM102 82V81H101ZM137 82H138V84L140 85V81H138L137 80ZM144 82V81H143ZM159 81H157V83H158ZM163 82H165V81H163ZM185 82V81H184ZM189 82V81H188ZM72 83V82H71ZM87 83V82H86ZM104 83V82H103ZM134 83H136V82H134ZM146 83V82H145ZM152 83V82H151ZM156 83V82H155ZM154 83V85L156 86V84ZM176 83V82H175ZM183 83V82H182ZM197 83V82H196ZM198 83H200L199 81H198ZM207 83V82H206ZM214 83V82H213ZM2 84V83H1ZM63 84V83H62ZM68 84V83H67ZM90 84V83H89ZM92 84V83H91ZM99 84V83H98ZM102 84V83H101ZM100 84V85H101ZM131 84V83H130ZM133 84V83H132ZM131 84V85H132ZM142 84V83H141ZM168 84V83H167ZM193 84V83H192ZM215 84V83H214ZM213 84V85H214ZM82 85V84H81ZM99 85V86H100ZM105 85V86H106ZM130 85V86H131ZM136 85H137V83H136ZM135 85V86H136ZM142 85H146V84H142ZM160 85V84H159ZM169 85V84H168ZM194 85V84H193ZM203 85V84H202ZM216 85V84H215ZM217 85H218V83H217ZM72 86V85H71ZM95 86V85H94ZM93 86V87H94ZM128 86V85H127ZM129 86V88H131ZM134 86V85H133ZM154 86V87H155ZM158 86V85H157ZM192 86V85H191ZM83 87V86H82ZM89 87V86H88ZM96 87V86H95ZM103 87H104V84H103ZM137 87L139 88V86L137 85ZM137 87H134V89L136 88L137 89ZM197 87V86H196ZM204 87V86H203ZM216 87V86H215ZM74 88V87H73ZM79 88H81L80 86H79ZM105 88V87H104ZM128 88V89H129ZM141 88V87H140ZM166 88V87H165ZM194 88V87H193ZM208 88V87H207ZM206 88V89H207ZM218 88H219V86H218ZM91 89H92V86L90 87V91H91ZM135 89V90H136ZM141 89H143V87L141 88ZM145 89V88H144ZM148 89V88H147ZM78 90V89H77ZM103 90H105V89H103ZM126 90V89H125ZM174 90V89H173ZM216 90V89H215ZM65 91H66V89H65ZM67 91H68V89H67ZM69 91H70V89H69ZM73 91V90H72ZM86 91V90H85ZM96 91H98V90H96ZM118 91V92H119ZM132 91V90H131ZM164 91V90H163ZM198 91V90H197ZM201 91H203V90H201ZM88 92V91H87ZM92 92V91H91ZM104 92H106V91H104ZM109 92V91H108ZM125 92V91H124ZM148 92V91H147ZM194 92V91H193ZM42 93V92H41ZM69 93V92H68ZM83 93V92H82ZM93 93V92H92ZM94 93H96L95 91H94ZM128 93H129V90H128ZM144 93V92H143ZM142 93V94H143ZM215 93V92H214ZM213 93V94H214ZM217 93V92H216ZM131 94V93H130ZM132 94H134V93H132ZM141 94V95H142ZM145 94V93H144ZM149 94V93H148ZM194 94V93H193ZM84 95V94H83ZM92 95V94H91ZM107 94H105L104 96H106ZM113 95V94H112ZM111 95V96H112ZM115 95H116V93H115ZM121 95H122V93H121ZM173 95V94H172ZM202 95V94H201ZM206 95V94H205ZM96 96V95H95ZM94 96V97H95ZM98 96V95H97ZM109 96V95H108ZM111 96H109V98L111 97ZM127 96V95H126ZM125 96V97H126ZM136 96V95H135ZM151 96V95H150ZM153 96V95H152ZM93 97V98H94ZM113 98H114V96H112ZM111 97V98H112ZM117 97V96H116ZM142 97V96H141ZM212 97V96H211ZM220 97V98H221ZM120 98V97H119ZM124 98V97H123ZM145 98V97H144ZM152 98V97H151ZM102 99V98H101ZM126 99V98H125ZM136 99H137V97H136ZM146 99V98H145ZM148 99V98H147ZM210 99V98H209ZM212 99V98H211ZM105 100V98L103 99V101ZM109 100V99H108ZM115 100V99H114ZM114 100H110V102H112L113 104H114ZM117 100V99H116ZM205 100V99H204ZM31 101V100H30ZM122 101V100H121ZM126 101H127V99H126ZM125 101V102H126ZM140 101H142V99L140 100ZM219 101V100H218ZM40 102V101H39ZM87 102V101H86ZM110 102H109V105H110ZM120 102V100H118V101H116V103L115 104H118V103ZM128 102V101H127ZM102 103V102H101ZM134 103V102H133ZM144 103H145V101H144ZM148 103V102H147ZM159 103V102H158ZM41 104V103H40ZM108 104V103H107ZM137 104V103H136ZM150 104V103H149ZM133 105H135V104H133ZM197 105V104H196ZM201 105V104H200ZM217 105V104H216ZM91 106V105H90ZM149 106V105H148ZM154 106V105H153ZM158 106V105H157ZM188 106V105H187ZM219 106V105H218ZM86 107V106H85ZM99 107V106H98ZM119 107V106H118ZM120 107H121V105H120ZM82 108V107H81ZM90 108V107H89ZM108 108H109V106H108ZM185 108V107H184ZM100 109V108H99ZM99 109H97V110H99ZM121 109H123L122 107H121ZM221 109V108H220ZM101 110V109H100ZM113 110V109H112ZM144 110H145V108H144ZM223 110V109H222ZM118 111V110H117ZM123 111V110H122ZM133 111H134V109H133ZM142 111V110H141ZM84 112H86V111H84ZM115 112V111H114ZM123 112H125V111H123ZM145 112V111H144ZM153 112V111H152ZM216 112V111H215ZM87 113V112H86ZM93 113V112H92ZM95 113H96V111H95ZM102 113V112H101ZM105 113V112H104ZM108 113V112H107ZM151 113V112H150ZM184 113V112H183ZM217 113V112H216ZM103 114V113H102ZM118 114V113H117ZM138 114V113H137ZM221 114V113H220ZM95 116H96V114H94ZM94 115H93V117H94ZM223 115V114H222ZM33 116V115H32ZM117 116V115H116ZM115 116V117H116ZM120 116V115H119ZM118 116V117H119ZM143 116V115H142ZM158 116V115H157ZM207 116V115H206ZM221 116V115H220ZM226 116V115H225ZM90 117V116H89ZM198 117H200V116H198ZM95 118H97V117H95ZM100 118V117H99ZM102 118H103V116H102ZM109 118V117H108ZM110 118H111V116H110ZM121 118H123V116H121ZM120 118V119H121ZM134 119V118H133ZM165 119V118H164ZM203 119V118H202ZM92 120H93V118H92ZM125 120V119H124ZM143 120V119H142ZM217 120V119H216ZM225 120H226V118H225ZM229 120V119H228ZM90 121V120H89ZM98 121V120H97ZM96 121V122H97ZM118 121H120V120H118ZM117 121V122H118ZM132 121L133 120H131V123H132ZM146 121V120H145ZM149 121V120H148ZM148 121H147V123H148ZM160 121H162V120H160ZM229 121V122H230ZM101 122V121H100ZM107 122V121H106ZM112 122V121H111ZM125 122V121H124ZM123 122V123H124ZM138 122V121H137ZM139 122H140V120H139ZM166 122V121H165ZM196 122V121H195ZM84 123H85V121H84ZM121 124H122V122H120ZM129 123V122H128ZM130 123V124H131ZM144 123V122H143ZM92 124V123H91ZM94 124V123H93ZM100 124V123H99ZM117 124V123H116ZM115 124V125H116ZM114 125V126H115ZM90 126H92V125H90ZM102 126V125H101ZM110 126V125H109ZM127 126H129L130 127V125H127ZM135 126V125H134ZM141 126V125H140ZM152 126V125H151ZM93 127V126H92ZM98 127V126H97ZM104 127H106V126H104ZM146 127V126H145ZM107 128V127H106ZM130 128H132V126L130 127ZM143 128V127H142ZM141 128V129H142ZM152 128V127H151ZM91 129V128H90ZM97 129V128H96ZM111 129V128H110ZM122 129H124V128H122ZM122 129H121V132H122ZM128 131H129V129L128 128H126ZM136 129V128H135ZM147 129V128H146ZM145 129V130H146ZM169 129V128H168ZM217 129V128H216ZM232 129V130H233ZM92 130V129H91ZM100 130V129H99ZM103 130V129H102ZM139 130V129H138ZM143 130V129H142ZM167 130V129H166ZM93 131H95V130H93ZM104 131H105V129H104ZM114 131V130H113ZM141 131V130H140ZM147 131H148V129H147ZM154 131H155V129H154ZM116 132V131H115ZM129 132H131V131H129ZM142 132H145V131H142ZM94 133H99V132H94ZM135 132H133L132 134H134ZM137 133V132H136ZM158 133V132H157ZM161 133V132H160ZM21 134V133H20ZM102 134V133H101ZM106 134H107V131H106ZM159 134V133H158ZM164 134V133H163ZM180 134V133H179ZM234 134V133H233ZM62 135V134H61ZM140 135V134H139ZM175 135V134H174ZM229 135V134H228ZM36 136V135H35ZM97 136V135H96ZM126 136V135H125ZM177 136V135H176ZM222 136V135H221ZM74 137V136H73ZM122 137V136H121ZM137 137V136H136ZM156 136H154V138H155ZM158 137H159V135H158ZM224 137V136H223ZM259 137V136H258ZM263 137V136H262ZM64 138V137H63ZM171 138V137H170ZM227 138V137H226ZM157 139V138H156ZM166 139H168V138H166ZM62 140V139H61ZM67 140V139H66ZM99 140V139H98ZM136 140V139H135ZM159 140H161V139H159ZM163 140H164V138H163ZM162 140V141H163ZM227 140H229V139H227ZM226 140V141H227ZM72 141V140H71ZM77 141V140H76ZM86 141H88V140H86ZM85 141V142H86ZM111 141V140H110ZM116 141V140H115ZM122 141V140H121ZM232 141H233V139H232ZM264 141V140H263ZM75 142V141H74ZM85 142H83L84 143V145H85ZM94 142V141H93ZM112 142V141H111ZM111 142H110V144H111ZM120 142V141H119ZM135 142V141H134ZM143 143H144V141H142ZM147 142V141H146ZM159 142V141H158ZM179 142V141H178ZM184 142V141H183ZM231 142V141H230ZM239 142H240V140H239ZM262 142V141H261ZM64 143H66V142H64ZM72 143H73V141H72ZM92 143V142H91ZM115 143V142H114ZM177 143V142H176ZM237 143V142H236ZM48 144V143H47ZM54 144V143H53ZM102 144V143H101ZM141 144V143H140ZM147 144V143H146ZM157 144V143H156ZM184 144V143H183ZM233 144V143H232ZM235 144V143H234ZM260 144V143H259ZM59 145V144H58ZM57 145V146H58ZM71 145V144H70ZM107 145V144H106ZM114 145V144H113ZM159 145H161V143L159 144ZM167 145V144H166ZM173 145V144H172ZM176 145V144H175ZM178 145V144H177ZM52 146V145H51ZM64 146V145H63ZM62 146V147H63ZM76 146V145H75ZM73 144H72V146H65L66 148L65 149H63L60 153H59V155L58 156H56L57 158H56V160L54 161V164H53V162H52V165H53V167H55L54 169H51L52 171H54V173H52V174H54V175H52L51 174V172H47V173H50V176L52 175V176H55V178L53 179V180H51V181H53L52 182V184H53V186L56 188V190H57V192H58V195L56 194V196L58 197H60V199L62 200H64V201H67V203L68 202H72V201H74L73 200V196H75V194H76V192H80V191H77L79 188H80V186H81V184L82 183H84V181H86V179H87V175H86V172H87V170H89V169H96V171L97 170H102V168L105 166V165H107L108 163L109 164H111L112 163V160L114 161L116 158H120L119 156H124V155H122L126 150H124L123 151V148H125L123 145V148L121 147V145H120V147H118V146H107V147H104V148H91V149H89V148H80V147H75ZM98 146V145H97ZM105 146V145H104ZM126 146H128V144L126 145ZM136 146V145H135ZM134 146V147H135ZM137 146H139V145H137ZM153 146V145H152ZM264 146V145H263ZM90 147V146H89ZM96 147V146H95ZM157 147V146H156ZM169 147V146H168ZM168 147L167 148H165V149H167L168 150ZM175 147V146H174ZM178 147V146H177ZM180 147V146H179ZM195 147V146H194ZM47 148H51L50 146L49 147H47ZM58 148V147H57ZM61 148V147H60ZM238 148V147H237ZM242 148V149H243ZM259 148H260V150H259ZM5 149V148H4ZM46 149V148H45ZM55 149V148H54ZM53 149V150H54ZM128 149V148H127ZM162 149V148H161ZM172 149V148H171ZM171 149H169V150H171ZM174 149H177V148H174ZM44 150V149H43ZM132 150V149H131ZM135 150V149H134ZM133 150V151H134ZM148 150V149H147ZM166 150V151H167ZM1 151V150H0ZM5 151V150H4ZM128 151H130V148H129V150ZM149 151V150H148ZM156 151V150H155ZM164 151V150H163ZM172 151V150H171ZM226 151V150H225ZM43 152V151H42ZM135 152V151H134ZM138 152V151H137ZM173 152V151H172ZM171 152V153H172ZM47 153L48 152H46V155H47ZM56 152H54V155H56L55 154ZM130 153V152H129ZM145 153V152H144ZM155 153V152H154ZM158 153V152H157ZM162 153V152H161ZM167 153H168V151H167ZM166 153V154H167ZM173 153H175V152H173ZM53 154V153H52ZM125 154H127V156H128V152L127 153H125ZM148 154V153H147ZM150 154H151V152H150ZM166 154H165V156H166ZM197 154V153H196ZM199 154V153H198ZM229 154V153H228ZM46 155H45V157H46ZM136 155H138V154H136ZM142 155V154H141ZM162 155H164V154H162ZM161 155V156H162ZM171 155V154H170ZM169 155V156H170ZM177 155V154H176ZM187 155V154H186ZM193 155V154H192ZM127 156H125L126 158H127ZM135 156V155H134ZM143 156V155H142ZM144 156H145V154H144ZM153 156H154V154H153ZM152 156V157H153ZM159 156H160V154H159ZM160 156V157H161ZM165 156H162V158L163 157H165ZM168 156V155H167ZM172 156V155H171ZM182 156V155H181ZM225 156V155H224ZM263 156H264V154H263ZM51 157V156H50ZM125 157H123V158H125ZM137 157V156H136ZM136 157H135V160H136ZM223 157V156H222ZM226 157V156H225ZM229 157V156H228ZM240 157V156H239ZM239 157H237V158H239ZM52 158V157H51ZM138 158H139V155H138ZM142 157H140L139 159H141ZM144 158V157H143ZM168 158V157H167ZM181 157H179V159H180ZM203 158V157H202ZM121 159V158H120ZM120 159H118V160H120ZM131 159V158H130ZM164 159H166V158H164ZM175 159V158H174ZM194 159V158H193ZM225 159V158H224ZM234 159V158H233ZM52 160V159H51ZM129 160V159H128ZM127 160V161H128ZM154 160H156V158L154 159ZM168 160V159H167ZM173 160V159H172ZM178 160V159H177ZM204 160V159H203ZM212 160V159H211ZM38 161V160H37ZM124 161V159L123 160H120V162H123ZM132 161H133V159H132ZM143 162H145L144 161V159L142 160ZM151 161V160H150ZM180 161V160H179ZM215 161V160H214ZM115 162L116 163H118L117 162V160H115ZM119 162V164L121 165V163ZM129 162V161H128ZM139 161L137 160V163H138ZM140 162H141V160H140ZM147 162V161H146ZM161 162V161H160ZM162 162H163V160H162ZM164 162H166V161H164ZM172 162V161H171ZM201 162V161H200ZM45 163V162H44ZM46 163H49V162H46ZM149 163V162H148ZM153 163H158L157 161L156 162H153ZM174 163V162H173ZM177 163V162H176ZM196 163V162H195ZM219 163V162H218ZM234 163V162H233ZM236 163V162H235ZM234 163V164H235ZM38 164H40V163H38ZM113 164V163H112ZM111 164V165H112ZM115 164V163H114ZM114 164H113V166H114ZM118 164V165H119ZM126 164H127V162H126ZM135 164V163H134ZM145 164V163H144ZM149 164H151L152 165V163H149ZM159 164V163H158ZM163 164V163H162ZM175 164V163H174ZM173 164V165H174ZM180 164V163H179ZM185 164V163H184ZM190 164H191V162H190ZM210 164V163H209ZM214 164V163H213ZM212 164V165H213ZM228 164V163H227ZM240 164V163H239ZM259 164H261V163H259ZM263 165H264V163H262ZM36 165V164H35ZM55 165V166H54ZM116 165V164H115ZM125 165V164H124ZM143 165V164H142ZM159 165H161V163L159 164ZM193 165H194V163H193ZM200 165V164H199ZM262 165V166H263ZM47 166V165H46ZM108 166V165H107ZM138 166V165H137ZM153 166V165H152ZM157 166V165H156ZM177 166V165H176ZM180 166H183L182 164L181 165H179V168H181ZM229 166H231V165H229ZM49 167H51V166H49ZM157 167H159V166H157ZM161 167L162 166H160L159 168L161 169ZM164 167V166H163ZM163 167H162V169H163ZM168 168H170L171 169V167H174V166H167ZM178 167V166H177ZM200 167V166H199ZM223 167V166H222ZM258 167H261L260 165L258 166ZM257 166H256V170H257V168H258ZM113 168V167H112ZM155 168V167H154ZM176 167H174V169H175ZM179 168H178V170H179ZM183 168V167H182ZM186 168H188V166H186ZM201 168V167H200ZM200 168H199V170H200ZM233 168V167H232ZM234 168H236V167H234ZM240 168L242 169L243 167H239V170H240ZM254 168V167H253ZM108 169H109V166H108ZM133 169V168H132ZM152 169V168H151ZM184 169H185V167H184ZM226 169V168H225ZM224 169V170H225ZM255 169V168H254ZM259 169V168H258ZM264 169V168H263ZM262 169V170H263ZM40 170H41V168H40ZM43 170H44V168H43ZM42 170V171H43ZM101 170L99 171V172H101ZM137 170V169H136ZM146 170V169H145ZM157 170V169H156ZM181 170V169H180ZM215 170V169H214ZM246 170V169H245ZM47 171V170H46ZM48 171H50V170H48ZM95 171V170H94ZM93 171V172H94ZM103 171V170H102ZM155 171V170H154ZM153 171V172H154ZM159 170H157V172H158ZM162 171H164L165 172V170H162ZM166 171H170V170H166ZM184 171V170H183ZM188 171V170H187ZM193 171V170H192ZM207 171V170H206ZM242 171H243V169H242ZM249 171V170H248ZM250 171H253V169L252 170H250ZM260 171V170H259ZM44 172V171H43ZM88 172H90V171H88ZM134 172V171H133ZM146 172H147V170H146ZM145 172V176H146V173ZM163 172V173H164ZM172 172H173V175H175V172H174V170H172ZM171 172V173H172ZM182 172V171H181ZM196 172V171H195ZM194 172V173H195ZM220 172H222L221 170H220ZM227 172V171H226ZM235 172V171H234ZM236 172H237V170H236ZM246 172V171H245ZM256 172V171H255ZM45 173V172H44ZM91 173H92V170H91ZM97 173V172H96ZM141 173V172H140ZM162 173V172H161ZM227 173H229V172H227ZM238 173V172H237ZM240 173V172H239ZM243 173V172H242ZM142 174V175H143ZM148 174H149V172H148ZM155 174V173H154ZM157 174V173H156ZM191 174V173H190ZM203 174V173H202ZM211 174V173H210ZM214 174H216V173H214ZM221 174V173H220ZM245 174V173H244ZM243 174V175H244ZM43 175V174H42ZM138 175H140V174H138ZM143 175V176H144ZM159 175H161L160 174V172H159V174H158V176ZM164 175V174H163ZM167 175V174H166ZM170 175V174H169ZM172 175V174H171ZM176 175H178L177 177H178V179H179V173L178 174H176ZM186 175V174H185ZM188 175V174H187ZM208 175V174H207ZM238 175V174H237ZM241 175V174H240ZM243 175H242V177H243ZM251 175V174H250ZM255 175V174H254ZM264 175V174H263ZM47 176V175H46ZM89 176V175H88ZM93 176V175H92ZM151 176H153V174L151 173ZM162 176V175H161ZM184 176V175H183ZM190 176V175H189ZM201 176V175H200ZM218 176V175H217ZM221 176V175H220ZM224 176V175H223ZM233 176V175H232ZM96 177V176H95ZM94 177V178H95ZM147 177V176H146ZM160 177V176H159ZM175 176H173V178H174ZM177 177H176V180H177ZM185 177V176H184ZM187 177V176H186ZM207 177V176H206ZM214 177V176H213ZM212 177V178H213ZM225 177V176H224ZM240 177V176H239ZM90 178H91V176H90ZM161 178H163V177H161ZM166 178H168V176L166 177ZM165 178V181L167 180ZM172 178V179H173ZM209 178V177H208ZM222 178V177H221ZM227 178V177H226ZM229 178H231V180H232V177H229ZM237 178V177H236ZM241 178V177H240ZM244 178H246V175H245V177ZM44 179V178H43ZM148 179H150V178H148ZM164 179V178H163ZM169 179V178H168ZM171 179V178H170ZM222 179H224V178H222ZM238 179V178H237ZM254 179V178H253ZM264 179V178H263ZM87 180H91V179H87ZM118 180V179H117ZM124 180H126V179H124ZM157 180V179H156ZM175 180V179H174ZM173 180V181H174ZM205 180V179H204ZM203 180V181H204ZM216 180V179H215ZM225 180V179H224ZM227 180V179H226ZM234 180H236V179H234ZM240 180H242V179H240ZM46 181V180H45ZM116 181V180H115ZM179 181H180V179H179ZM186 181V180H185ZM184 181V182H185ZM192 181H193V179H192ZM242 181H244V180H242ZM249 181V180H248ZM248 181H246V182H248ZM261 181V180H260ZM43 182V181H42ZM50 182V181H49ZM88 182V181H87ZM124 182V181H123ZM156 182V181H155ZM162 182V181H161ZM160 182V183H161ZM168 182V181H167ZM172 182V181H171ZM188 182V181H187ZM186 182V183H187ZM191 182V181H190ZM194 182V181H193ZM206 182V181H205ZM222 182V181H221ZM224 182V181H223ZM231 182V181H230ZM240 182V181H239ZM245 182V183H246ZM252 182V181H251ZM259 181H257L256 183H258ZM44 183V182H43ZM91 183V182H90ZM89 183V184H90ZM114 183V182H113ZM112 183V184H113ZM116 183V182H115ZM122 183V182H121ZM120 182H119V184H121ZM127 183H128V181H127ZM131 183V182H130ZM145 183V182H144ZM150 183V182H149ZM166 183V182H165ZM174 183H176V182H174ZM201 183V182H200ZM203 183V182H202ZM208 183V182H207ZM225 183V182H224ZM223 183V184H224ZM249 183V182H248ZM253 183V182H252ZM262 183V182H261ZM117 184V183H116ZM115 184V185H116ZM147 184V183H146ZM162 184H163V182H162ZM161 184V185H162ZM172 184H173V182H172ZM228 184V183H227ZM234 184V183H233ZM239 184V183H238ZM254 184V183H253ZM87 184H86V182H85V185L83 184L82 186H86ZM123 185V184H122ZM128 185V184H127ZM164 185V184H163ZM201 185V184H200ZM221 185V184H220ZM230 185H232V184H230ZM247 185V184H246ZM250 185V184H249ZM252 185V184H251ZM256 185V184H255ZM42 186V185H41ZM47 186V185H46ZM52 186V187H53ZM90 186H91V184H90ZM97 186V185H96ZM109 186V185H108ZM119 186V185H118ZM125 186V185H124ZM133 186V185H132ZM150 186V185H149ZM166 186H167V184H166ZM197 186H198V184H197ZM202 186V185H201ZM207 186V185H206ZM218 186V185H217ZM223 186V185H222ZM227 186V185H226ZM237 186V185H236ZM239 186V185H238ZM245 186V185H244ZM243 186V187H244ZM261 186V185H260ZM48 187H50V186H48ZM113 187V186H112ZM213 187V186H212ZM258 187V186H257ZM262 187V186H261ZM82 188V187H81ZM91 188V187H90ZM150 188V187H149ZM184 188V187H183ZM189 189H190V187H188ZM222 188V187H221ZM234 188V187H233ZM239 188V187H238ZM241 188V187H240ZM41 190H42V188H40ZM84 189V188H83ZM82 189V190H83ZM113 189V188H112ZM112 189H110V190H112ZM165 189H167L166 187H165ZM204 189V188H203ZM208 189H210V188H208ZM231 189V188H230ZM242 189V188H241ZM88 190H89V188H88ZM170 190V189H169ZM169 190H167V191H169ZM175 190V189H174ZM211 190V189H210ZM225 190H227V188L225 189ZM234 190V189H233ZM236 190V189H235ZM249 190V189H248ZM43 191V190H42ZM53 191V190H52ZM51 191V192H52ZM93 191V190H92ZM184 191V190H183ZM195 192H196V190H194ZM219 191H220V187H219ZM238 191V190H237ZM240 191V190H239ZM3 192H4V190H3ZM50 192V191H49ZM54 192V191H53ZM56 192V193H57ZM82 192V191H81ZM85 192V191H84ZM228 192H229V189H228ZM42 193V192H41ZM167 193V192H166ZM176 193V192H175ZM247 193H248V191H247ZM257 193V192H256ZM50 194V193H49ZM186 194H187V192H186ZM209 194V193H208ZM223 194H224V192H223ZM239 194V193H238ZM32 195V194H31ZM41 195V194H40ZM43 195H44V193H43ZM54 195V194H53ZM78 195V194H77ZM188 195V194H187ZM213 195V194H212ZM237 195V194H236ZM243 195V194H242ZM47 196V195H46ZM55 196V197H56ZM79 196V195H78ZM226 197H227V195H225ZM231 196V195H230ZM256 196V195H255ZM56 197V198H57ZM172 197H173V195H172ZM185 197V196H184ZM192 197V196H191ZM216 197V196H215ZM233 197V196H232ZM231 197V198H232ZM236 197V196H235ZM242 197V196H241ZM252 197V196H251ZM24 198V197H23ZM31 198H32V196H31ZM30 198V199H31ZM44 198V197H43ZM74 198H76V197H74ZM80 198V197H79ZM82 198H83V196H82ZM102 198V197H101ZM189 198V197H188ZM194 198V197H193ZM218 198V197H217ZM254 198V197H253ZM257 198V197H256ZM29 199V200H30ZM40 199V198H39ZM51 199V198H50ZM50 199H48V200H50ZM59 199V200H60ZM78 199V198H77ZM76 199V200H77ZM203 199V198H202ZM209 199V198H208ZM226 199V198H225ZM241 199V198H240ZM28 200V201H29ZM55 200H57V199H55ZM59 200H57V201H59ZM63 200H62V202H63ZM75 200V201H76ZM218 200V199H217ZM238 200V199H237ZM2 201V200H1ZM31 201V200H30ZM38 201V200H37ZM45 201V200H44ZM57 201H56V203H57ZM225 201V200H224ZM232 201V200H231ZM34 202V201H33ZM36 202V201H35ZM42 203H44L43 201H41ZM51 202V201H50ZM162 202H163V200H162ZM187 202V201H186ZM202 202V201H201ZM200 202V203H201ZM209 202V201H208ZM222 202H223V200H222ZM230 202V201H229ZM241 202V201H240ZM253 202V201H252ZM59 203V202H58ZM77 203V202H76ZM256 203H257V201H256ZM18 204H21V202L20 203H18ZM24 204V203H23ZM27 204V203H26ZM41 204V203H40ZM45 204H47V203H45ZM50 204V203H49ZM53 205H54V203H52ZM187 204V203H186ZM194 204V203H193ZM215 204V203H214ZM233 204V203H232ZM235 204V203H234ZM32 205V204H31ZM60 205V204H59ZM58 205V206H59ZM65 205V204H64ZM69 205H70V203H69ZM71 205H72V203H71ZM123 205V204H122ZM206 205V204H205ZM209 205V204H208ZM216 205V204H215ZM18 206V205H17ZM30 206V205H29ZM35 207H37V205H34ZM44 206V205H43ZM51 206V205H50ZM56 206V205H55ZM88 206V205H87ZM248 206V205H247ZM256 206V205H255ZM263 206V205H262ZM2 207V206H1ZM21 207V206H20ZM39 207V206H38ZM41 207V206H40ZM189 207V206H188ZM219 207V206H218ZM217 207V208H218ZM240 207H242V206H240ZM239 207V208H240ZM15 208V207H14ZM26 209H27V207H25ZM30 208V207H29ZM28 208V209H29ZM41 208H43V207H41ZM47 208V207H46ZM137 208V207H136ZM235 208V207H234ZM245 208V207H244ZM251 208V207H250ZM1 209V208H0ZM38 209V208H37ZM48 209V208H47ZM46 209V210H47ZM52 209V208H51ZM188 209V208H187ZM198 209V208H197ZM202 209H204L203 207H202ZM220 209V208H219ZM223 209V208H222ZM231 209V208H230ZM2 210V209H1ZM4 210V209H3ZM16 210V209H15ZM24 210V209H23ZM31 210V209H30ZM130 210V209H129ZM218 210V209H217ZM246 210V209H245ZM10 211V210H9ZM17 211V210H16ZM33 211V210H32ZM35 211V210H34ZM37 211V210H36ZM183 211V210H182ZM191 211V210H190ZM208 211V210H207ZM252 211V210H251ZM2 212V211H1ZM6 212V211H5ZM27 212V211H26ZM26 212H25V214H24V217L26 216ZM29 213H30V211H28ZM49 212H51V211H49ZM161 212V211H160ZM206 212V211H205ZM228 212V211H227ZM240 212H241V210H240ZM8 213V212H7ZM10 213V212H9ZM13 213H14V209H13ZM21 213H23V211L21 212ZM44 213H45V211H44ZM48 213V212H47ZM182 213V212H181ZM192 213V212H191ZM191 213H190V215H191ZM220 213H221V211H220ZM4 214V213H3ZM2 214V215H3ZM12 214V213H11ZM15 214V213H14ZM13 214V215H14ZM19 214H20V212H19ZM18 214V215H19ZM32 214V213H31ZM36 214H38V213H36ZM40 214V213H39ZM234 214V213H233ZM117 215H119V214H117ZM185 215V214H184ZM189 215V214H188ZM187 215V216H188ZM189 215V216H190ZM200 215V214H199ZM216 215V214H215ZM242 215H243V213H242ZM241 215V216H242ZM249 215V214H248ZM6 216V215H5ZM27 216H30V215H27ZM33 216V215H32ZM39 216V215H38ZM123 216V215H122ZM125 216V215H124ZM192 216V215H191ZM194 216H195V214H194ZM201 216H203L202 214H201ZM218 216V215H217ZM222 216V215H221ZM234 216V215H233ZM236 216V215H235ZM16 217V216H15ZM20 217V216H19ZM22 217V216H21ZM239 217V216H238ZM4 218V217H3ZM7 218V217H6ZM11 218V217H10ZM40 218H41V216H40ZM39 218V219H40ZM200 218V217H199ZM216 218V217H215ZM214 218V219H215ZM226 218V217H225ZM227 218H229V217H227ZM246 218V217H245ZM0 219H2V218H0ZM25 219V218H24ZM24 219H22L23 220V222L25 221ZM30 219V218H29ZM147 219V218H146ZM188 219H189V217H188ZM190 219H192V217L190 218ZM195 219V218H194ZM203 219V218H202ZM206 219V218H205ZM259 219V218H258ZM41 220V219H40ZM47 220V219H46ZM196 220V219H195ZM228 220V219H227ZM231 220V219H230ZM239 220V219H238ZM7 221V220H6ZM10 221V220H9ZM11 221H12V218H11ZM121 221V220H120ZM187 221V219L185 220V222ZM249 221H250V219H249ZM254 221H256V220H254ZM27 222V221H26ZM35 221H33V223H34ZM37 222H39V220L37 221ZM189 222V221H188ZM187 222V223H188ZM198 222H199V220H198ZM236 222V221H235ZM238 222V221H237ZM236 222V223H237ZM8 223V222H7ZM6 223V224H7ZM12 223H13V221H12ZM31 223V222H30ZM45 223V222H44ZM132 223V222H131ZM227 223V222H226ZM248 223V222H247ZM0 224H1V222H0ZM26 224V223H25ZM87 225H88V223H86ZM176 224H177V222H176ZM189 224V223H188ZM195 224V223H194ZM200 224V223H199ZM239 224V223H238ZM246 224V223H245ZM256 224V223H255ZM264 224V223H263ZM24 225V224H23ZM32 225V224H31ZM38 225V224H37ZM43 225V224H42ZM77 226H78V224H76ZM75 225V226H76ZM84 225V224H83ZM82 225V226H83ZM86 225V226H87ZM92 225V224H91ZM90 225V226H91ZM94 225V224H93ZM179 225V224H178ZM205 225V224H204ZM217 225V224H216ZM222 225V224H221ZM241 225V224H240ZM244 225V224H243ZM252 225V224H251ZM32 226H34V225H32ZM74 226V228H76ZM90 226H89V229H90ZM96 226H98V224L96 225ZM189 226H191L190 224H189ZM233 226V225H232ZM242 226V225H241ZM62 227V226H61ZM60 227V228H61ZM67 227V226H66ZM69 227V226H68ZM70 227H72V226H70ZM105 227V226H104ZM161 227H163V226H161ZM165 227V226H164ZM169 227V226H168ZM188 227V226H187ZM229 227H231V226H229ZM263 227V226H262ZM26 228V227H25ZM27 228H30V227H27ZM34 228V227H33ZM39 228V227H38ZM87 228V227H86ZM92 228V227H91ZM110 228V227H109ZM112 228V227H111ZM165 228H167V227H165ZM223 228H224V225H223ZM259 228V227H258ZM19 229V228H18ZM73 229V228H72ZM84 229V228H83ZM99 229V228H98ZM103 229V228H102ZM106 229H107V227H106ZM115 229V228H114ZM113 229V230H114ZM157 229H158V227H157ZM173 229V228H172ZM171 229V230H172ZM216 229V228H215ZM22 230H23V228H22ZM36 230V229H35ZM52 230V229H51ZM59 230V229H58ZM61 230V229H60ZM59 230V231H60ZM65 230V229H64ZM67 230V229H66ZM65 230V231H66ZM77 230V229H76ZM76 230L74 231V232H76ZM80 230V229H79ZM87 230V229H86ZM93 230V229H92ZM92 230H90V231H92ZM182 230V229H181ZM193 230V229H192ZM204 230H205V228H204ZM263 230V229H262ZM15 231V230H14ZM19 231V230H18ZM30 231V230H29ZM54 231V230H53ZM64 231V232H65ZM69 231V230H68ZM94 231H96V230H94ZM97 231H99V230H97ZM100 231H101V229H100ZM116 231V230H115ZM217 231V230H216ZM221 231V230H220ZM233 231V230H232ZM16 232H17V230H16ZM22 232V231H21ZM61 232V234L63 233L62 231H60ZM60 232H58V234L60 233ZM71 232V231H70ZM69 232V233H70ZM80 232H82V231H80ZM88 232V231H87ZM108 232V231H107ZM107 232L105 233V235L107 234ZM114 232V231H113ZM185 232H188V231H185ZM194 232H195V230H194ZM68 233V232H67ZM86 233V232H85ZM93 234L95 233V232H92ZM101 233V232H100ZM178 233V232H177ZM193 233V232H192ZM201 233V232H200ZM207 233V232H206ZM210 233V232H209ZM225 233H226V231H225ZM242 233V232H241ZM251 233V232H250ZM43 234V233H42ZM73 234H75V233H73ZM91 234V233H90ZM96 234V233H95ZM102 234H104V232L102 231V233H101V235ZM110 234V233H109ZM185 234V233H184ZM208 234V233H207ZM257 234V233H256ZM17 235H18V233H17ZM31 235V234H30ZM37 235V234H36ZM55 235V234H54ZM57 235V234H56ZM55 235V236H56ZM64 235V234H63ZM76 235V234H75ZM84 235V234H83ZM88 235H89V233H88ZM98 235H99V233H98ZM164 235H166V234H164ZM176 235V234H175ZM197 235V234H196ZM245 235V234H244ZM39 236V235H38ZM46 236H47V234H46ZM54 236V237H55ZM67 236V235H66ZM70 236V235H69ZM78 236H80V235H78ZM77 236V237H78ZM86 236V234L84 235V236H80V237H83V239H84V237ZM90 236V235H89ZM97 236V235H96ZM146 236V235H145ZM160 236V235H159ZM186 236H187V234H186ZM185 236V237H186ZM219 236V235H218ZM254 236V235H253ZM256 236V235H255ZM254 236V237H255ZM53 236H52V238H54ZM63 237V236H62ZM72 237H73V235H72ZM76 237V236H75ZM92 237V236H91ZM111 237V236H110ZM124 237V236H123ZM177 237V236H176ZM201 237V236H200ZM205 237V236H204ZM51 238V237H50ZM51 238V239H52ZM56 238H57V236H56ZM61 238V237H60ZM66 238H68V237H66ZM65 238V239H66ZM86 238V237H85ZM89 238V237H88ZM93 238H94V236H93ZM100 238V237H99ZM183 238V237H182ZM217 238V237H216ZM221 238V237H220ZM233 238V237H232ZM237 238V237H236ZM247 238V237H246ZM16 239V238H15ZM15 239H14V241H15ZM20 239V238H19ZM36 239V238H35ZM39 239V238H38ZM44 239H47V237L46 238H44ZM97 239H98V237H97ZM103 239V238H102ZM112 239V238H111ZM114 239H116V238H114ZM176 239V238H175ZM223 239V238H222ZM229 239V238H228ZM252 239V238H251ZM47 240H49V239H47ZM54 239H52V240H49V241H53ZM59 240V239H58ZM61 240V239H60ZM75 240V239H74ZM80 240H81V238H80ZM79 240V241H80ZM93 240V239H92ZM109 240V239H108ZM126 240V239H125ZM139 240V239H138ZM219 240V239H218ZM241 240V239H240ZM250 240V239H249ZM253 240V239H252ZM257 240V242L256 243H251V242H253V241H251L250 242V245H249V247L248 248H246L245 250H246V253H245V259H244V257H243V259H241L240 261V263H242V264H246V263H252V264H264V231H263V233L260 235V240H258V239H256ZM37 241V240H36ZM49 241H47L48 243L47 244H45V242L43 243V245L44 246H42V247H44V249L43 250H46V251H48L49 253H50V258H51V255H52V257L54 256H56L57 258H63L62 260H61V263L59 262V263H56L55 261L52 263V264H81L80 262H82V261H80L79 262V259L81 258L80 256H82L81 255V253L85 250V252H83V256L85 255V253H87L86 252V249H88V248H86V249H84V247H83V249L84 250H82V252H81V250H80V256H77V255H75V256H77V257H79V258H76L75 256L74 257H72L73 255H69L68 257L67 256H65L64 254H62V251H58V255H56V251L59 249V245H61V244H59V245H55V240H54V244L51 242V243H49ZM57 241V240H56ZM69 241V240H68ZM76 241V240H75ZM74 241V242H75ZM120 241V240H119ZM127 241V240H126ZM169 241V240H168ZM188 241V240H187ZM196 241V240H195ZM213 241V240H212ZM223 241V240H222ZM226 241V240H225ZM239 241V240H238ZM16 242V241H15ZM29 242V241H28ZM39 242H40V240H39ZM64 242V241H63ZM91 242V241H90ZM94 242V241H93ZM109 242V241H108ZM107 242V243H108ZM118 242V241H117ZM193 242V241H192ZM209 242V241H208ZM215 242V241H214ZM213 242V243H214ZM244 242H245V240H244ZM21 243V242H20ZM23 243V242H22ZM58 243V242H57ZM56 243V244H57ZM59 243H62V241H60ZM68 243V242H67ZM82 243V242H81ZM111 243V242H110ZM199 243V242H198ZM246 243H248V242H246ZM245 243V244H246ZM24 244V243H23ZM30 244H34V243H30ZM39 244V243H38ZM65 244V243H64ZM91 244H92V242H91ZM94 244H96V242L94 243ZM99 244V243H98ZM114 244H116V243H114ZM165 243H163V245H164ZM203 244V243H202ZM210 244V243H209ZM223 244V243H222ZM11 245V244H10ZM87 245V244H86ZM93 245V244H92ZM97 245V244H96ZM102 245V244H101ZM108 245H111V244H108ZM113 245V244H112ZM193 245V244H192ZM198 245V244H197ZM201 245V244H200ZM205 245V244H204ZM240 245H241V243H240ZM12 246V245H11ZM21 246V245H20ZM32 246V245H31ZM41 246V245H40ZM39 246V247H40ZM62 246V245H61ZM81 246V245H80ZM89 246V245H88ZM104 246V245H103ZM115 246V245H114ZM120 246V245H119ZM196 246V245H195ZM209 246V245H208ZM237 246V245H236ZM242 246V245H241ZM38 247V246H37ZM36 247V248H37ZM199 247V246H198ZM5 248V247H4ZM14 248H15V246H14ZM26 248H28V247H26ZM29 248H30V246H29ZM35 248V249H36ZM71 248V247H70ZM77 248V247H76ZM101 248V247H100ZM112 248V247H111ZM139 248V247H138ZM223 248V247H222ZM237 248H238V246H237ZM242 248V247H241ZM243 248H245V247H243ZM242 248V249H243ZM8 249V248H7ZM12 249H13V247H12ZM17 249L19 250V247H17ZM22 249V248H21ZM25 249V248H24ZM38 249L39 248H37V252H38ZM63 249V248H62ZM64 249H66V247L64 248ZM82 249V248H81ZM101 249H104V248H101ZM110 249V248H109ZM125 249V248H124ZM200 249V248H199ZM3 250V249H2ZM32 250H34V248H32ZM40 250H41V248H40ZM88 250H92L93 251V247H92V249L91 248H89ZM95 250V249H94ZM96 250H97V246H96ZM113 250V249H112ZM123 250V249H122ZM166 250V249H165ZM207 250H208V248H207ZM224 250V249H223ZM223 250H222V252H223ZM240 250V249H239ZM238 250V251H239ZM28 252L27 253H29V250H27ZM65 251H67V250H65ZM98 251V250H97ZM101 251V250H100ZM104 251H106L105 249L103 250V252ZM118 251V250H117ZM124 252H125V250H123ZM215 251V250H214ZM226 251V250H225ZM237 251V250H236ZM9 252V251H8ZM26 252V251H25ZM31 252V251H30ZM35 251H32V253H34ZM44 253H46L45 251H43ZM68 252H69V250H68ZM74 252V251H73ZM89 252V251H88ZM95 252V251H94ZM94 252H92L93 254H94ZM102 252V251H101ZM107 252V251H106ZM105 252V253H106ZM111 252V251H110ZM182 252V251H181ZM211 252V251H210ZM15 254H16V251L14 252ZM20 253H21V251H20ZM23 250H22V255H20L19 256V254L17 255H13L14 257H12V258H9V262L12 264H19V263H22V262H26L25 260L29 257H27L26 258V256L27 255H23ZM74 253H76V252H74ZM77 253H79L78 251H77ZM92 253H90V254H92ZM195 253V252H194ZM193 253V254H194ZM197 253V252H196ZM203 253V252H202ZM207 253V252H206ZM224 253V252H223ZM230 253V252H229ZM70 254H71V251H70ZM73 254V253H72ZM93 254H92V256H93ZM96 254V253H95ZM132 254V253H131ZM163 254V253H162ZM208 254V253H207ZM244 254V253H243ZM3 255V254H2ZM12 255V254H11ZM31 256H32V254H30ZM37 256H38V254H36ZM41 255H43V254H41ZM61 255H64L65 257H60ZM97 255V254H96ZM101 255H102V253H101ZM108 255H110V254H108ZM107 255V256H108ZM115 255V254H114ZM229 255V257H231L230 256V254H228ZM45 257H46V254L44 255ZM47 256H48V253H47ZM100 256V255H99ZM207 256V255H206ZM222 256V258H223V255H221ZM233 256V255H232ZM239 256V255H238ZM237 256V257H238ZM243 256V255H242ZM4 257V256H3ZM39 257H42V256H40L39 255ZM55 257V258H56ZM85 257H86V255H85ZM105 257V256H104ZM142 257V256H141ZM225 257V256H224ZM240 257V256H239ZM249 257H251V258H249ZM36 258H38V257H36ZM49 258V259H50ZM83 258V257H82ZM81 258V259H82ZM94 258V257H93ZM106 258V257H105ZM109 258V257H108ZM143 258V257H142ZM158 258V257H157ZM210 258V257H209ZM218 258V257H217ZM220 258V257H219ZM218 258V259H219ZM232 258V257H231ZM29 259V258H28ZM32 259H34L35 261H38L39 259H35V258H32ZM41 259H44V258H41ZM40 259V260H41ZM83 259H85V258H83ZM82 259V260H83ZM88 259V258H87ZM97 259H99L98 258V256H97ZM96 259V260H97ZM101 259V258H100ZM111 259H113V258H111ZM177 259V258H176ZM199 259V258H198ZM225 259V258H224ZM234 259V258H233ZM30 260H31V258H30ZM45 260V259H44ZM47 260V259H46ZM53 260V259H52ZM58 261H59V259H57ZM89 260V259H88ZM92 260V259H91ZM102 260H106V259H103L102 258ZM115 260V259H114ZM119 260V259H118ZM123 260V259H122ZM158 260V259H157ZM221 260V259H220ZM260 260V261H259ZM5 261V260H4ZM34 261V262H35ZM49 261H51V260H49ZM48 261V262H49ZM111 261V260H110ZM113 261V260H112ZM124 261H126V260H124ZM155 261V260H154ZM204 261V260H203ZM239 261V260H238ZM30 262H32V264H33V261L31 260V261H28L27 260V263L28 264H31ZM94 262V261H93ZM108 262V261H107ZM106 262V263H107ZM115 262V261H114ZM210 262H212V261H210ZM229 262V261H228ZM7 264H9L8 262H6ZM85 262H83V264H84ZM89 263V262H88ZM95 263H96V261H95ZM102 263L104 264V262L102 261ZM116 263V262H115ZM127 263V262H126ZM137 263V262H136ZM148 263V262H147ZM199 263V262H198ZM217 263V262H216ZM222 263V262H221ZM232 263V262H231ZM237 263V262H236ZM239 263V262H238ZM237 263V264H238ZM39 264V263H38ZM43 264V263H42ZM44 264H45V262H44ZM48 264H50V263H48ZM86 264V263H85ZM91 264H92V262H91ZM100 264V263H99ZM114 264V263H113ZM122 264V263H121ZM157 264V263H156ZM161 264V263H160ZM200 264V263H199ZM205 264H207V263H205ZM209 264V263H208Z\"/></svg>",
	"mask_w": 264,
	"mask_h": 264
}]
</instances>
